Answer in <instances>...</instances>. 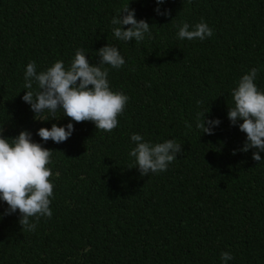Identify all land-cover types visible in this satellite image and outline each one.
Wrapping results in <instances>:
<instances>
[{"label": "trees", "instance_id": "obj_1", "mask_svg": "<svg viewBox=\"0 0 264 264\" xmlns=\"http://www.w3.org/2000/svg\"><path fill=\"white\" fill-rule=\"evenodd\" d=\"M128 3L150 25L141 42L113 35L111 20ZM156 7V0H0V128L9 138L26 129L52 150L54 185L52 216L35 230L22 229L18 211L0 218V264H264V152L260 162L256 149L233 154L246 133L242 120L232 125L227 116L232 90L252 68L264 91V0H165L159 7L168 16ZM201 18L211 37L178 38L183 23ZM107 43L125 59L119 69L103 66L110 88L129 97L117 127L71 121L66 141H43L39 128L70 118L62 109L58 119L34 118L22 100L27 64L39 72L62 60L67 68L79 48L97 64ZM198 113L219 118L213 135L197 128ZM134 133L183 150L166 171L141 176L129 168ZM7 207L0 200V213ZM222 252L233 259L222 262Z\"/></svg>", "mask_w": 264, "mask_h": 264}, {"label": "clouds", "instance_id": "obj_2", "mask_svg": "<svg viewBox=\"0 0 264 264\" xmlns=\"http://www.w3.org/2000/svg\"><path fill=\"white\" fill-rule=\"evenodd\" d=\"M165 0H156L155 9L158 15L168 16L170 10H161L160 5ZM114 25L112 31L115 38L125 42H141L145 35H151L150 25L144 20L135 18V9L129 3L119 10L118 15L111 20ZM129 27H123V26ZM191 28V30H190ZM213 35V30L201 18L195 25L183 23L178 30L179 39L205 40ZM99 62H89L83 48L75 52L69 67H65L62 60H57L46 70L37 71L35 61L27 64L23 85L26 90L22 100L30 105L34 118L38 120L58 119L56 113L63 111V115L70 118L66 126L53 123L51 128L41 127L37 134L43 141L51 139L55 143L66 141L74 131L71 121L77 123L91 121L96 129L111 132L118 125V116L124 111L129 99L123 92H116L110 88L108 69L104 65L119 69L125 64V59L117 47L105 44L97 50ZM259 69L252 68L237 82L232 90L234 106H228L227 116L232 125L239 121V129L246 133L243 147L237 151L247 152L256 149L252 158L260 162V152H264V91L258 89L254 83ZM35 83L36 88L33 87ZM209 112V111H208ZM206 112V113H208ZM47 113V115H44ZM206 113L197 114V128L201 133L214 134V129L221 121L219 118L208 119ZM190 127V125H189ZM4 128H0V200L7 204V208L0 213L11 215L19 212V223L22 229L35 230L41 217L52 216L50 208L54 185L50 180L52 171L47 165L50 163L52 150L43 147L41 143L32 139V133L21 130L15 137H5ZM131 140L135 147L129 155L135 158L141 176L166 171L168 165L177 158L183 147L172 139L161 143L145 141L137 133L132 134ZM33 218L35 222H33ZM221 261L233 259L229 252H222Z\"/></svg>", "mask_w": 264, "mask_h": 264}]
</instances>
